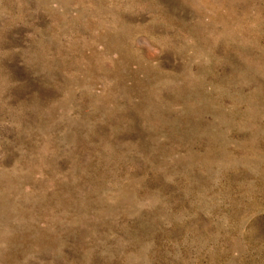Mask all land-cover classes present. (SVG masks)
<instances>
[{
	"label": "rangeland",
	"instance_id": "1",
	"mask_svg": "<svg viewBox=\"0 0 264 264\" xmlns=\"http://www.w3.org/2000/svg\"><path fill=\"white\" fill-rule=\"evenodd\" d=\"M0 264H264V0H0Z\"/></svg>",
	"mask_w": 264,
	"mask_h": 264
}]
</instances>
